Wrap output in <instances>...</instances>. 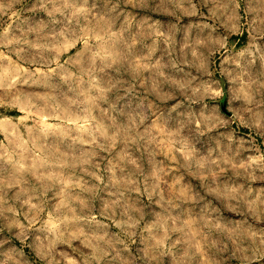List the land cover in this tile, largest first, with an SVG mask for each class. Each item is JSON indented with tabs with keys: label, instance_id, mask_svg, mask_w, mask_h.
<instances>
[{
	"label": "clouds",
	"instance_id": "clouds-1",
	"mask_svg": "<svg viewBox=\"0 0 264 264\" xmlns=\"http://www.w3.org/2000/svg\"><path fill=\"white\" fill-rule=\"evenodd\" d=\"M0 264H264V0H0Z\"/></svg>",
	"mask_w": 264,
	"mask_h": 264
}]
</instances>
